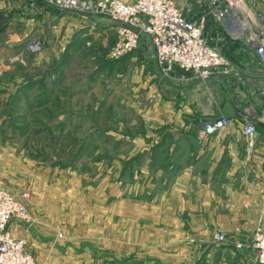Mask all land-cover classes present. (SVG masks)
Listing matches in <instances>:
<instances>
[{
  "label": "rangeland",
  "instance_id": "obj_1",
  "mask_svg": "<svg viewBox=\"0 0 264 264\" xmlns=\"http://www.w3.org/2000/svg\"><path fill=\"white\" fill-rule=\"evenodd\" d=\"M31 2L0 0V188L25 203L45 238L61 232L55 254L67 264H194L205 252L195 245L210 237L194 224L198 187L181 168L194 143L157 118L150 44L112 58L110 21ZM176 3L191 12L189 0ZM206 35L233 66L242 101L255 95L252 75H242L244 90L237 77L255 71L253 54ZM32 39L40 50L27 48ZM254 149L245 144V155Z\"/></svg>",
  "mask_w": 264,
  "mask_h": 264
},
{
  "label": "crops",
  "instance_id": "obj_2",
  "mask_svg": "<svg viewBox=\"0 0 264 264\" xmlns=\"http://www.w3.org/2000/svg\"><path fill=\"white\" fill-rule=\"evenodd\" d=\"M12 1L21 9H31V0ZM259 4L264 5V0ZM251 68L253 71L242 68L241 75H236L240 78L239 81L242 79L239 83H242L243 90L246 79L244 81L242 75L247 72L252 75L250 85L255 90V95H247L243 101L242 89H236V85L231 84L234 83L231 80L233 78L228 76L200 80L190 73L175 71L168 79H157L154 93L155 112L159 115L157 118L162 123L171 122L174 128L183 127L185 134L190 132L188 138L192 140L189 141L194 143L193 151L189 152L194 159L190 158L181 168L188 171L189 184L193 183L198 187V210L194 224L201 230L204 227V231L210 234L208 243L195 245L194 248H202L205 252L201 258L194 260V264L257 263L254 252L249 249L237 250L232 245L213 243L217 231L223 232L232 240L247 243L256 223L258 210L264 204V100L259 95L264 78L256 59L255 71L252 66ZM221 115L232 118L230 126L199 141L197 132L202 124ZM247 117L255 122L258 129L254 153L250 157L245 155L246 142L241 131ZM200 161L204 164L201 167L198 166ZM199 168L204 169V176L195 172ZM38 224L39 221L35 220L31 227L26 228L14 220L9 224V231L12 236L26 240V250L32 254L34 262L67 264L68 261L57 259L58 255L55 254L57 236L61 232L57 231L53 239V235L45 238L41 229H38ZM181 262L188 264L190 260Z\"/></svg>",
  "mask_w": 264,
  "mask_h": 264
},
{
  "label": "built area",
  "instance_id": "obj_3",
  "mask_svg": "<svg viewBox=\"0 0 264 264\" xmlns=\"http://www.w3.org/2000/svg\"><path fill=\"white\" fill-rule=\"evenodd\" d=\"M57 12L80 13L106 18L114 23L117 40L111 57L120 58L143 41L150 44L154 61L163 79L175 71L191 74L200 80L230 76L234 68L226 54L214 48L206 31L218 32L231 44L251 52L264 78V11L254 7L257 0H191V12L184 13L176 0H41ZM27 48L40 50L39 41H28ZM264 100V82L259 91ZM232 118L218 116L205 121L198 130L204 139L230 126ZM242 134L248 153L253 152L258 137L255 122L246 118ZM23 196L26 198L27 193ZM18 221L31 227L35 219L22 200L0 188V264H35L26 250V240L11 235L9 224ZM61 236V234H58ZM216 245H232L237 250L254 252L258 264H264V204L258 210L256 223L247 243L235 241L223 232L214 234Z\"/></svg>",
  "mask_w": 264,
  "mask_h": 264
}]
</instances>
